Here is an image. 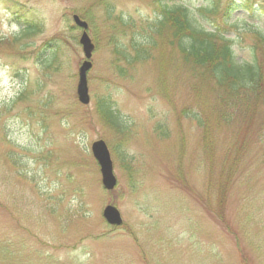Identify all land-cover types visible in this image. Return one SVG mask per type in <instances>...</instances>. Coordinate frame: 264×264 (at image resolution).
<instances>
[{"label":"rangeland","instance_id":"374dc122","mask_svg":"<svg viewBox=\"0 0 264 264\" xmlns=\"http://www.w3.org/2000/svg\"><path fill=\"white\" fill-rule=\"evenodd\" d=\"M164 4L221 28L238 64L261 56L264 0H0V264H264V103L225 108L165 44L117 53L135 55ZM74 14L94 44L86 105Z\"/></svg>","mask_w":264,"mask_h":264},{"label":"trees","instance_id":"16d2710c","mask_svg":"<svg viewBox=\"0 0 264 264\" xmlns=\"http://www.w3.org/2000/svg\"><path fill=\"white\" fill-rule=\"evenodd\" d=\"M241 5L245 9L250 7L243 2ZM231 9L229 4L225 10L229 12ZM149 31L151 36L146 41L133 43L137 44L132 46L135 51L133 57L124 51H117L127 64L148 59L152 49L158 44H165L171 51H178L181 62L193 78L212 80L225 108L263 105L264 35L260 37L263 44H257L263 50L261 56H253L250 62L238 64L231 40L221 33V28L207 30L197 26L182 8L160 5L158 18L149 25ZM98 114L106 123L120 127L119 115L106 100L100 103ZM196 119L199 126H204L199 118Z\"/></svg>","mask_w":264,"mask_h":264},{"label":"water","instance_id":"95a60500","mask_svg":"<svg viewBox=\"0 0 264 264\" xmlns=\"http://www.w3.org/2000/svg\"><path fill=\"white\" fill-rule=\"evenodd\" d=\"M74 23L83 29L79 38L85 60L82 62L78 70V83L76 87L77 98L82 104L89 103V94L87 87L86 73L91 67L90 57L93 51V44L89 39L86 28L87 23L81 20L77 15L73 16ZM91 151L96 159L101 174V183L105 190H112L116 186V178L113 174V166L110 158L108 148L103 140L94 141L91 145ZM102 215L109 225L119 226L122 219L119 211L113 205H106L103 209Z\"/></svg>","mask_w":264,"mask_h":264}]
</instances>
